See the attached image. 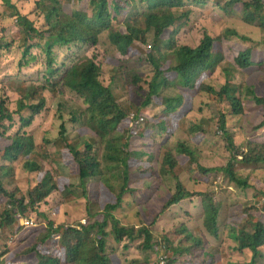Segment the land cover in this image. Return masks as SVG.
<instances>
[{"label":"trees","instance_id":"trees-1","mask_svg":"<svg viewBox=\"0 0 264 264\" xmlns=\"http://www.w3.org/2000/svg\"><path fill=\"white\" fill-rule=\"evenodd\" d=\"M3 1L2 6L12 12L7 19L14 20L22 36L21 42L16 43L22 49L19 69L29 66L35 59L31 48L38 47L46 57L47 75L41 85L34 81L2 84V96L14 101L10 108L0 96V199H6L0 209V229H11L17 224V230H22L18 222L28 213L46 218L38 208L53 193H58L64 202L79 198L87 201L86 224L56 226L47 219L44 231L21 255L32 257L35 264H122L116 251L109 250L111 240L124 244V253L137 244L145 257L152 251L166 255L167 264H221L218 255L206 249L202 234L205 233L215 241L221 236L229 238L235 252L248 255L247 264H263L264 202L260 208L255 205L247 208L243 204L242 218L229 217L220 232L221 204L214 201L213 192L189 191L179 177L184 172L181 164L185 161L196 165L208 187L212 176L220 175L240 194L253 189L257 202L264 198V193L249 185L238 170L239 166H264V141L246 140L238 145L226 130L230 117L244 116L245 99H251L261 110L263 120L254 128L264 130V97L246 86L247 75L243 73L254 65L253 53L264 51V42L251 41L229 28L222 35L213 36L209 28L203 27L198 45L180 43L178 35L192 23L193 9L205 8L204 0H33L35 20L21 14L10 1ZM216 5L227 18L240 16L246 25L256 26L264 35V0H218ZM69 6L73 9L67 12ZM4 20V14L0 13V25ZM38 20H41L39 26ZM166 34L168 38L162 42ZM233 37L247 40L251 46L240 50L232 62H226L222 41L236 39ZM149 38H153V47ZM5 40L0 39V57L13 46ZM71 45L87 47L88 54L74 60L64 70L59 69L54 48ZM118 56L122 59H117ZM143 57L145 64H141ZM143 66L148 70L140 71ZM257 67L264 76V57ZM220 68L225 83L218 90L211 80ZM169 89L174 91L172 96L165 95ZM65 91L81 101L67 115L71 130L67 132L66 126L61 125L57 140L44 136L41 143L36 144L28 129L46 110L45 94L55 99ZM199 99L203 108L216 103L225 105L224 110H228L226 114L220 112L218 118V129L226 137L231 154L224 166L207 167L197 163L194 150L185 144L167 146L181 122L196 110ZM151 105L155 109H151L152 117L148 122L165 136L159 150L151 149L148 153L147 167L136 169L137 174L144 180L147 175L153 176L158 167L161 176L174 181V192L169 193L160 215L190 198L202 199V228L198 225L190 230L183 225L175 236L155 235L138 207L133 202L127 203L125 198L133 192L131 170L138 165L130 144L135 138L139 141L149 136L138 127L140 125L131 127L130 115L142 117ZM57 114L64 118L62 111L58 110ZM173 151L179 152L180 162ZM43 162L75 166L78 186L68 177H54ZM21 169L36 183L25 194L17 187L7 191L4 179L12 174L11 180L16 182ZM91 180H97L95 201L88 197ZM157 182L155 185L160 189L163 185ZM124 205L133 211L126 213L123 220L120 213ZM0 264H15L13 256L1 252Z\"/></svg>","mask_w":264,"mask_h":264},{"label":"rangeland","instance_id":"rangeland-1","mask_svg":"<svg viewBox=\"0 0 264 264\" xmlns=\"http://www.w3.org/2000/svg\"><path fill=\"white\" fill-rule=\"evenodd\" d=\"M16 7L21 14L27 15L30 18H37L34 12L33 0H8ZM218 0H204L205 8L193 9L192 23L189 27L178 35V41L180 43L192 44V46L198 45L200 40V30L203 27L210 29V33L213 36L222 35L225 29L236 30L240 36L249 39L251 41L262 43L264 42V35L258 30L256 26L246 25L241 18H227L224 16L216 5ZM4 1L0 0V13L4 14L5 20L0 25V39L6 38L5 42H11L13 46L9 51H5L0 57V96H2V84L10 81H34L37 85H41L45 82L46 78V57L41 48H31V53L35 57L30 62L29 66L19 69L18 62L21 57V50L19 46H16L17 42H21L22 36L18 31L16 23L13 19H7L12 13L8 8L2 6ZM138 2V0H136ZM145 5L142 6L141 10ZM73 7L69 6L67 12H70ZM41 20H38L39 26ZM3 28V32L1 31ZM168 38L166 34L162 38L164 42ZM236 38V37H233ZM222 49L226 52V62H232V59L239 53L240 50L245 47L251 46V42L243 40L241 38L222 41ZM29 45L31 42L28 43ZM149 44L153 47V38H149ZM57 64L56 67L64 70L71 63L88 54L87 47L81 48L80 46L71 45L69 47H55ZM264 57V51L256 50L253 53L254 65L244 71L247 75L245 80L246 86L251 89L254 88L258 96L264 97V76L257 70V64ZM122 59L118 56L117 59ZM145 57L142 58L141 64H145ZM140 71H147L148 67L143 66ZM238 79V78H237ZM225 83V76L223 69H219L217 74L212 78L211 84L220 89ZM174 91L169 89L165 92V95L172 96ZM53 99L50 94H45L47 100L46 110L39 116L33 126L28 129V133L33 136L36 144H40L44 136H49L52 141L58 139L60 126L65 125L67 132L71 130V124L68 121V114L71 108L76 104H81V101L75 96V94L65 91L57 95ZM3 99L9 104L10 108L13 107L14 99H8L6 96H2ZM197 100L195 111L190 112L184 121L181 122V127L175 133L174 136L169 138V145L171 148L177 145V143L185 144L195 152V159L197 163L204 164L207 167L224 166L231 158V154L227 150L226 137L222 131L218 129L219 113H228L225 105L211 103L208 108H203ZM7 104V105H8ZM8 106V107H9ZM244 116L241 118L228 117V123L226 130L233 136L234 141L238 145H243V142L247 141H264V130H257L254 128L257 123L261 122V110L257 107L251 99H245L243 102ZM151 109H155L153 105L148 110H145L144 116L137 117L134 113H131V127L134 122L143 119V124L140 128L145 130V133L149 134L148 137L133 139L130 147L131 151L137 159L138 165H136L131 171L132 178V191L126 195L127 203H134L143 219L146 221L149 227L153 230L155 235L172 234L173 236L179 234V230L183 225L189 227L190 230H194L195 227L200 225L202 228V222L204 217V211L202 206V199L200 197H193L179 203L176 206L170 208L166 213L160 215L164 202L167 200L169 193L174 192V181L161 176L158 173V167L153 176L147 175L144 180L137 174L136 169L142 170L146 168V162H149L150 150H159L163 143L164 134L161 135L160 129L153 123H150L149 119L152 117ZM65 113L64 118L61 114H57V111ZM159 110L160 109H156ZM137 117V119H136ZM148 122V123H146ZM193 129H196L193 132ZM192 131V132H191ZM52 149V148H51ZM176 159L180 162L182 158H179V152L173 151ZM196 163V164H197ZM42 165L53 171V176L57 177L62 175L71 179L72 183L76 186L79 184L78 171L75 166H67L64 164L51 165V163L43 162ZM182 167L184 172L180 175L179 179L181 183L189 191L196 192H210L214 194V201L221 204L220 214L218 217V225L220 232H222L227 224L229 217H234L235 220L241 219V211L243 204H246L247 208H251L255 205L256 208H260L264 202L262 198L259 202L254 199L253 189H249L246 193H239L236 187L230 186L229 182L220 175H213L209 180L210 187H208L202 181L201 175L197 172L196 165H189L188 162L182 161ZM240 175L248 180L249 185L257 188L264 193V166L259 165L257 167L247 168L239 166ZM106 174H108L106 172ZM12 174L6 177V189L7 191H13L14 187L20 190L21 194H25L27 190L35 184V180L29 178L28 172L21 169L16 175V182L12 180ZM157 181H161L163 185L160 189L155 184ZM201 183V184H200ZM209 188V189H208ZM88 197L90 201H95L98 195L97 180L89 181ZM162 189V191H160ZM78 192L79 189L77 190ZM6 199H0V209L5 205ZM86 200L79 198L73 202H64L58 193H53L44 203L39 206V213L46 216L42 217L39 214L32 213L21 216L23 221L18 222L19 227L22 230H17V224L12 228L0 229V253L6 252L7 255L13 256V262L15 264H35L30 256L21 255V253L31 245L33 239L37 237L39 233L44 231L47 225V219L54 221L55 225L61 224H77L81 222L87 223L86 219ZM125 208L120 213L121 219L124 220L126 213L133 211L128 205H124ZM59 207V211L54 209ZM233 212V214H232ZM159 213V214H158ZM255 213V212H254ZM123 217V218H122ZM29 222V226L25 225V222ZM126 221V220H125ZM206 239V249L213 254L218 255L221 264H247L249 257L247 254L238 253L233 250L232 241L226 236H221L218 241L211 239L205 233H202ZM172 236V237H173ZM182 238V237H181ZM124 244H116L110 240L109 250H115L117 256L122 264H160V255L155 254L153 251L147 253V257L138 249L137 244L131 245L128 253H124ZM200 253V252H199ZM146 258L148 260H146ZM175 264V263H173ZM264 264V262H263Z\"/></svg>","mask_w":264,"mask_h":264},{"label":"built area","instance_id":"built-area-1","mask_svg":"<svg viewBox=\"0 0 264 264\" xmlns=\"http://www.w3.org/2000/svg\"><path fill=\"white\" fill-rule=\"evenodd\" d=\"M144 120L143 119H140L139 121H136V122H134V124H133V127L136 125H141L142 124V122H143ZM138 127H141V126H138ZM20 221H23V219L20 217ZM25 225L26 226H29V222L28 221H26L25 222ZM167 256L166 255H162V256H160V264H167ZM159 264V263H158Z\"/></svg>","mask_w":264,"mask_h":264}]
</instances>
